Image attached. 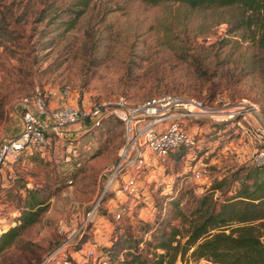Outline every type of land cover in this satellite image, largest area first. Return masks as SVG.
Instances as JSON below:
<instances>
[{"label":"rangeland","instance_id":"obj_1","mask_svg":"<svg viewBox=\"0 0 264 264\" xmlns=\"http://www.w3.org/2000/svg\"><path fill=\"white\" fill-rule=\"evenodd\" d=\"M73 8L72 0H0V142L20 124L18 98L36 89L48 100L76 107L162 93L203 102L245 99L264 120V45L255 26L241 24L245 15L239 8L91 0L77 18ZM189 131L194 148L155 160L139 180L136 197L119 202L109 200L105 188L122 143L114 118L53 139L45 151L21 155L10 178L0 174V225L4 230L16 225L31 197L44 206L0 252V264L37 263L58 240L59 226L68 234L79 224L84 228L80 252L73 254L77 264H113L135 247L151 257L145 241L152 234L186 227L183 216L214 183L223 182L211 196L216 207L249 173L256 145L240 129L228 122H198ZM121 207L123 213L114 218ZM88 249H93L90 259ZM179 264L212 263L193 262L186 254Z\"/></svg>","mask_w":264,"mask_h":264},{"label":"built area","instance_id":"obj_2","mask_svg":"<svg viewBox=\"0 0 264 264\" xmlns=\"http://www.w3.org/2000/svg\"><path fill=\"white\" fill-rule=\"evenodd\" d=\"M17 104L20 106L19 131L0 142V174L7 172L8 178L11 167L21 155L49 149L53 139L71 135L73 125L87 130L99 127L108 118L118 120L122 127L118 159L108 169L105 185L112 201L136 197L139 180L150 174L155 160L162 162L179 149H193L196 143L189 127L198 122H228L240 129L241 134L256 145L250 165L264 167V120L256 107L245 99L229 101L215 97L212 102H203L189 95L162 93L139 101L116 96L89 107L63 104L59 98L55 106L50 107L46 95L36 89L19 97ZM192 176L199 179L201 174L193 169ZM111 184L113 187L109 189ZM122 211L121 207L114 218H119ZM82 228L84 224H79L67 234L59 226L58 240L35 264H77L73 254L80 252L76 248ZM2 231L4 228L0 225V233ZM85 253L90 259L93 249Z\"/></svg>","mask_w":264,"mask_h":264},{"label":"trees","instance_id":"obj_3","mask_svg":"<svg viewBox=\"0 0 264 264\" xmlns=\"http://www.w3.org/2000/svg\"><path fill=\"white\" fill-rule=\"evenodd\" d=\"M90 1L72 0L73 17L81 15ZM141 1L150 4L170 1L203 8L235 6L245 15L241 24H245L246 29L255 26L259 45H264V0ZM248 171L240 186L216 207L211 196L223 182L214 183L198 199V206L183 216L186 227H171L168 231L152 234V243L145 241L153 249L151 257H145L135 247L134 253H126V258L116 259L113 264H179L186 254L193 262L203 259L212 264H264V239L261 238L264 235L261 230L264 227V167L249 165ZM42 203L35 197L30 198L18 223L0 233V252L11 246L26 226L36 221L43 209Z\"/></svg>","mask_w":264,"mask_h":264},{"label":"crops","instance_id":"obj_4","mask_svg":"<svg viewBox=\"0 0 264 264\" xmlns=\"http://www.w3.org/2000/svg\"><path fill=\"white\" fill-rule=\"evenodd\" d=\"M55 98L56 97H52L50 100H48V103H49V105L52 107L54 104H55ZM18 105V104H17ZM19 106V105H18ZM20 107V106H19ZM19 126H20V124L18 125V127H14L13 129H11V130H9L8 131V134H10V136L9 137H7L6 139H9L10 137H13V136H15L16 134H17V132H18V130H19ZM75 126V125H74ZM72 126L71 127V129L73 130H76V129H80V128H82V126H80V125H77V126ZM5 139V140H6Z\"/></svg>","mask_w":264,"mask_h":264}]
</instances>
